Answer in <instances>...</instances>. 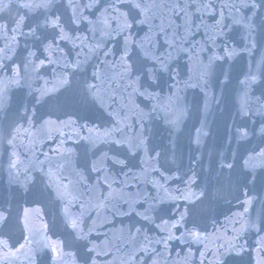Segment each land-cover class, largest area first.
<instances>
[{"label":"water","instance_id":"95a60500","mask_svg":"<svg viewBox=\"0 0 264 264\" xmlns=\"http://www.w3.org/2000/svg\"><path fill=\"white\" fill-rule=\"evenodd\" d=\"M0 264H264V0H0Z\"/></svg>","mask_w":264,"mask_h":264}]
</instances>
